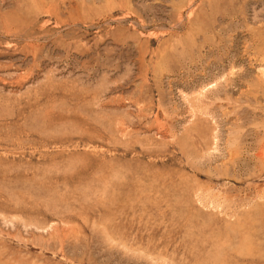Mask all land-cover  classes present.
<instances>
[{
    "label": "rangeland",
    "instance_id": "obj_1",
    "mask_svg": "<svg viewBox=\"0 0 264 264\" xmlns=\"http://www.w3.org/2000/svg\"><path fill=\"white\" fill-rule=\"evenodd\" d=\"M0 264H264V0H0Z\"/></svg>",
    "mask_w": 264,
    "mask_h": 264
}]
</instances>
